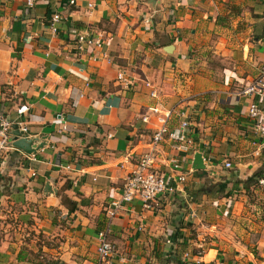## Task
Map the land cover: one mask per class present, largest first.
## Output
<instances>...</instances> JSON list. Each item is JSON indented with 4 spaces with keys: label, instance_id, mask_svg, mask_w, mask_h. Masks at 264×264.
Instances as JSON below:
<instances>
[{
    "label": "crops",
    "instance_id": "1",
    "mask_svg": "<svg viewBox=\"0 0 264 264\" xmlns=\"http://www.w3.org/2000/svg\"><path fill=\"white\" fill-rule=\"evenodd\" d=\"M82 33L101 46L78 51ZM263 64L264 0H36L31 9L0 0V115L41 145L25 155L10 127L0 264H98L105 209L167 111L168 130L188 124L186 149L164 141L155 163L173 193L116 214L107 264H264V196L245 182L264 174V147L249 98L230 96ZM256 100L264 112V96ZM196 153L205 170L192 169Z\"/></svg>",
    "mask_w": 264,
    "mask_h": 264
},
{
    "label": "built area",
    "instance_id": "2",
    "mask_svg": "<svg viewBox=\"0 0 264 264\" xmlns=\"http://www.w3.org/2000/svg\"><path fill=\"white\" fill-rule=\"evenodd\" d=\"M75 1L76 0H67V3L69 5H74ZM23 2L26 9H31L36 0H23ZM88 8H92V5L88 4ZM60 21L61 17L59 14L53 13L50 16V27L52 31H54V25ZM75 44L77 50L81 51L87 46L100 47L102 41L99 37H88L86 34L82 33L76 37ZM115 81L122 83L124 86L128 83V80L122 72L116 73ZM143 84L144 87L148 88L150 91L149 97L155 98L156 94L151 85L148 82H144ZM230 96L235 98H249L246 104V117L251 121L252 131L258 139L259 145L264 147V112L256 100L264 96V64L259 67L256 75L248 84L232 92ZM147 110L153 114H158L157 108H148ZM26 111L27 106L21 105L17 108L16 113L22 114ZM169 114V111H167L158 119L160 122L159 126L152 133L147 145V150L138 158L132 170L124 177L118 197L111 201L105 209L106 223L104 229L98 231L96 234L94 253L98 264H107L112 255L113 246L107 239L110 223L125 205L132 201H138L141 207L146 209L152 205H159L167 195L173 193V187L168 184L166 177L158 172L155 167L159 146L162 142L167 141L170 149L184 150L187 144H189V140L187 139L186 129L188 124L186 120H182L179 123L176 131L168 130L165 120ZM141 121L147 122L146 115L141 118ZM10 127V123L0 115V156L2 152L7 149ZM169 162L173 170L179 168L174 159H170ZM223 168L229 169L230 164L228 162H223ZM33 175L34 173H31V176ZM182 181V175L175 177L176 183H181ZM257 186L261 195L264 196V177L258 179ZM166 243H169V241H166ZM195 256H199V254L197 253ZM183 257L187 258L188 253H184Z\"/></svg>",
    "mask_w": 264,
    "mask_h": 264
},
{
    "label": "water",
    "instance_id": "3",
    "mask_svg": "<svg viewBox=\"0 0 264 264\" xmlns=\"http://www.w3.org/2000/svg\"><path fill=\"white\" fill-rule=\"evenodd\" d=\"M12 135L15 136L12 146L18 148L25 155L34 153L41 145L35 146L30 139H28L22 131L17 130V125L11 126ZM192 169L193 170H205L206 167L202 164V159L199 153L193 155L192 158Z\"/></svg>",
    "mask_w": 264,
    "mask_h": 264
},
{
    "label": "trees",
    "instance_id": "4",
    "mask_svg": "<svg viewBox=\"0 0 264 264\" xmlns=\"http://www.w3.org/2000/svg\"><path fill=\"white\" fill-rule=\"evenodd\" d=\"M262 177H264V174H263V172H257V173H255V174H253L251 177H249V178H247L246 179V183H250L251 185H253V187H257L258 188V186H257V181H258V179H260V178H262ZM203 190V193H205L206 194V192H207V189H202ZM178 240H181V237L178 235V234H176L175 235V238H174V241H172V243H176L177 244V246L178 247H180V246H182L183 245V243H182V241H178Z\"/></svg>",
    "mask_w": 264,
    "mask_h": 264
},
{
    "label": "rangeland",
    "instance_id": "5",
    "mask_svg": "<svg viewBox=\"0 0 264 264\" xmlns=\"http://www.w3.org/2000/svg\"><path fill=\"white\" fill-rule=\"evenodd\" d=\"M263 196V195H262Z\"/></svg>",
    "mask_w": 264,
    "mask_h": 264
}]
</instances>
